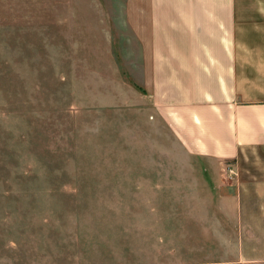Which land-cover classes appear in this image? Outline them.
I'll use <instances>...</instances> for the list:
<instances>
[{"label":"rangeland","instance_id":"rangeland-1","mask_svg":"<svg viewBox=\"0 0 264 264\" xmlns=\"http://www.w3.org/2000/svg\"><path fill=\"white\" fill-rule=\"evenodd\" d=\"M127 2L0 0V264L232 258L205 163L153 120L126 62Z\"/></svg>","mask_w":264,"mask_h":264},{"label":"crops","instance_id":"crops-1","mask_svg":"<svg viewBox=\"0 0 264 264\" xmlns=\"http://www.w3.org/2000/svg\"><path fill=\"white\" fill-rule=\"evenodd\" d=\"M123 14L148 113L205 163L206 216L232 257L218 264H264V0H128Z\"/></svg>","mask_w":264,"mask_h":264},{"label":"built area","instance_id":"built-area-1","mask_svg":"<svg viewBox=\"0 0 264 264\" xmlns=\"http://www.w3.org/2000/svg\"><path fill=\"white\" fill-rule=\"evenodd\" d=\"M231 169V168H230Z\"/></svg>","mask_w":264,"mask_h":264}]
</instances>
